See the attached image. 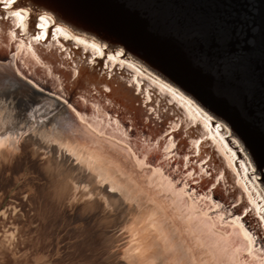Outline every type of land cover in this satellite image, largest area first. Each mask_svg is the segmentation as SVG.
Returning a JSON list of instances; mask_svg holds the SVG:
<instances>
[{
  "label": "water",
  "instance_id": "obj_1",
  "mask_svg": "<svg viewBox=\"0 0 264 264\" xmlns=\"http://www.w3.org/2000/svg\"><path fill=\"white\" fill-rule=\"evenodd\" d=\"M14 10L22 16H13ZM2 78L28 83L31 89L20 93L37 94L58 118L45 126L46 115L36 112L20 133L47 155L57 175L59 159L64 169L73 166L75 175L85 173L57 146L65 142L59 133L63 119L86 128L88 118L79 115L92 109L122 135L116 143L134 151V141L156 147L151 158L130 156L137 175L147 178L163 164L164 171L175 172L173 178L190 179V193L213 191L220 211L240 218L264 249L260 216L240 199L236 172L217 147L220 141L264 201V0H4L0 97ZM10 103L2 102L8 111ZM43 133L52 141L43 140ZM173 181L180 188L181 182ZM74 183L105 199L124 239L120 263L137 264L125 253L130 229L138 225L132 224L141 210L136 201L107 182H90L88 188L86 182ZM92 186L97 187L91 191ZM163 193L169 210L175 209L171 194ZM157 245L159 259L152 264H163L167 253ZM241 252L249 254L246 247Z\"/></svg>",
  "mask_w": 264,
  "mask_h": 264
},
{
  "label": "bare ground",
  "instance_id": "obj_2",
  "mask_svg": "<svg viewBox=\"0 0 264 264\" xmlns=\"http://www.w3.org/2000/svg\"><path fill=\"white\" fill-rule=\"evenodd\" d=\"M26 52L28 57L34 55V51L29 48ZM1 82L5 88L0 97V147L13 138L16 139L34 120L32 118L36 117L34 115L36 112L42 111L46 115V119L41 121L45 126L58 119L47 110V105L41 104L40 96L33 92L28 95L20 93L22 88L31 89L29 87L32 86L28 83L22 84L12 78H2ZM14 91L16 93H13ZM7 98L13 101L12 104L10 103L9 111L2 104ZM79 117L88 118V120L84 119L88 122V125L85 124L86 128L76 125L72 119L69 121L63 119L64 128L59 133L66 143L57 142V152L63 151V145L64 150L71 154L70 158L78 162V167L85 173L75 175L72 170L74 167H70V170L64 169L63 161L59 159L60 175L64 178L69 177L74 182H86L87 188L91 186L90 182H93V185L95 182L102 184L107 182L112 189L120 190L126 200L136 201L137 207L141 210L132 224L138 225L130 229L128 247L125 250L130 261L137 264H152L156 258L159 259L157 244H161L167 253L163 264H264V249L262 246H256L255 232L250 233L240 218H234L231 211L226 209L220 211L214 199L218 195H214L213 191H210L208 196L207 192L202 196L192 189L198 195L194 202L191 197L195 193H190L188 189H191L190 179L186 176L184 177L186 181L180 180L184 179L182 176L180 179L173 178L175 172L164 171L163 164V167H155L156 174L149 173L147 178L137 175V170L129 159L130 156L138 153L140 156L151 158L149 155H154L152 152H155L156 147L147 149L142 143L134 141L133 144L130 143L135 148L134 151L130 147L116 143L114 140H122V135L114 127L105 125L99 120L92 109H89L88 114ZM90 121L96 122L97 125ZM91 125L97 131H94ZM107 135L110 139L106 137ZM41 136L43 140L52 141L47 133ZM107 140L117 145L110 147ZM217 147L225 155L224 162L236 172L240 199L245 197L250 204L248 206H253L264 228V219L261 218L264 213V201H259V192L252 182L241 177L246 174L242 171L244 168H241L242 170L237 168L232 155L227 153L220 141ZM144 161L146 162V159ZM173 179L181 182L180 188L175 187ZM213 182L210 180V184ZM78 186L81 185L74 184L73 188L76 190ZM96 187L92 186L90 190L93 191ZM99 188L102 190L101 186ZM163 192L171 194L170 201L175 205L172 207L176 210L173 209L172 212L169 210L170 206L165 202L166 197ZM184 196L188 197V200ZM184 207L185 211H183ZM211 211L213 213L210 214ZM209 214L212 217H209ZM244 247L249 250L248 256H242L241 250Z\"/></svg>",
  "mask_w": 264,
  "mask_h": 264
},
{
  "label": "rangeland",
  "instance_id": "obj_3",
  "mask_svg": "<svg viewBox=\"0 0 264 264\" xmlns=\"http://www.w3.org/2000/svg\"><path fill=\"white\" fill-rule=\"evenodd\" d=\"M25 138L0 147V264H121L105 199L75 190Z\"/></svg>",
  "mask_w": 264,
  "mask_h": 264
},
{
  "label": "snow or ice",
  "instance_id": "obj_4",
  "mask_svg": "<svg viewBox=\"0 0 264 264\" xmlns=\"http://www.w3.org/2000/svg\"><path fill=\"white\" fill-rule=\"evenodd\" d=\"M0 3H4V0H0ZM13 3H15V0H13ZM5 6H8V5H5ZM12 15H13V16H16V17H20V16H22V12H21V11H16V10H14V11L12 12ZM34 38L37 39V40L40 39L39 36H35ZM261 218L264 219V214H262V217H261Z\"/></svg>",
  "mask_w": 264,
  "mask_h": 264
}]
</instances>
